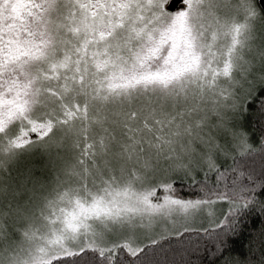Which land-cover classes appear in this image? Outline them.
<instances>
[{
    "label": "snow or ice",
    "instance_id": "6c2138e0",
    "mask_svg": "<svg viewBox=\"0 0 264 264\" xmlns=\"http://www.w3.org/2000/svg\"><path fill=\"white\" fill-rule=\"evenodd\" d=\"M0 264H264V0H0Z\"/></svg>",
    "mask_w": 264,
    "mask_h": 264
},
{
    "label": "trees",
    "instance_id": "16d2710c",
    "mask_svg": "<svg viewBox=\"0 0 264 264\" xmlns=\"http://www.w3.org/2000/svg\"><path fill=\"white\" fill-rule=\"evenodd\" d=\"M242 240H243V238H241V241H238L237 242V246L239 247V244L242 242ZM241 251H242V249H241Z\"/></svg>",
    "mask_w": 264,
    "mask_h": 264
}]
</instances>
